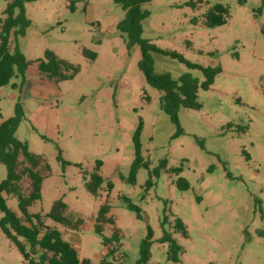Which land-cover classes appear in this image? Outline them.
I'll list each match as a JSON object with an SVG mask.
<instances>
[{
  "label": "rangeland",
  "instance_id": "rangeland-1",
  "mask_svg": "<svg viewBox=\"0 0 264 264\" xmlns=\"http://www.w3.org/2000/svg\"><path fill=\"white\" fill-rule=\"evenodd\" d=\"M10 1L0 0V21ZM214 4L226 7L229 18L209 28L204 17ZM141 8L148 12L142 40L185 62L221 68L209 90L197 91L201 108L179 110L181 132L160 109L162 93L146 84L137 67L138 45L117 29L124 17L118 5L111 0L24 4L29 26L23 36L11 31L8 47L19 50L32 68L22 86L14 77L0 88V122L13 117L20 104L23 119L15 138L49 166L41 200L28 212L44 216L61 199L67 217L82 219L81 228L69 231L47 218L43 222L91 264H136L147 226L152 231L147 264H264V0H150ZM83 49L95 59L83 56ZM46 50L79 66V73L55 84L42 80L35 63ZM151 57L156 74L177 79L188 72L203 80L199 71L175 59ZM139 119L147 169L138 170L132 185L127 179ZM57 149L67 166L57 161ZM96 161L102 163L103 183L95 197L84 189L82 173H90ZM162 161L165 168L151 176L146 191L149 174ZM5 176L0 164V181ZM178 178L186 180L188 190H179ZM3 197L18 213L16 199ZM122 197L141 209V218L124 207ZM104 203L115 224L105 225L102 236L110 239L115 230L120 235L106 246L94 232ZM175 218L186 226L187 238L173 233ZM163 229L182 249L178 263L167 260V245L159 242ZM0 264H25L1 230Z\"/></svg>",
  "mask_w": 264,
  "mask_h": 264
},
{
  "label": "trees",
  "instance_id": "trees-1",
  "mask_svg": "<svg viewBox=\"0 0 264 264\" xmlns=\"http://www.w3.org/2000/svg\"><path fill=\"white\" fill-rule=\"evenodd\" d=\"M36 0H11L5 7L3 14L5 18L0 21V88L8 85L14 77L20 79V86L25 82V75L31 62L14 49L9 51V36L15 31L16 36H23L29 26V21L24 15V4ZM118 5L124 13L123 19L117 24V29L126 34L130 44L138 45L140 49V60L137 64L145 82L151 88L162 93L160 109L169 117L170 121L178 127L177 114L180 109L199 110L201 105L197 99V91H207L213 85L214 79L221 73L219 65L202 67L197 64L188 63L182 60L175 52L160 51L146 40L141 39V22L148 17V12L141 8V5L150 0H111ZM199 3V2H198ZM192 8L195 4L189 3ZM229 18L226 7L214 4L205 14V25L209 28L225 25ZM159 54L183 63L189 70H197L202 74L201 83L193 78L190 73H184L179 78L173 79L167 73L156 74L153 71V60L151 54ZM82 55L93 61L96 57L94 52L83 49ZM37 72L42 80L59 83L73 79L79 73V66L72 65L60 60L52 51L46 50L43 58L36 61ZM15 87V86H13ZM264 93V91H263ZM23 119V111L20 104L16 103L14 115L11 118L0 122V164L6 171L5 178L0 181V230L6 239L16 248L25 264H91L90 260L78 258L75 248L64 241L61 234L48 226H45L43 219L47 218L69 231H78L83 221L78 218L73 220L65 215L67 206L61 200L52 203L50 210L44 216L40 214H29L28 209L41 200V186L43 180L49 176V166L45 159L31 153L25 142L15 138L16 129ZM142 121L138 125L132 137L134 158L129 168L128 183L134 184L135 176L139 169H147L140 153V134ZM57 161L62 167L68 165L62 159L61 151L57 149ZM102 163L96 161L91 172H83L84 189L92 196H97L103 183L100 176ZM166 161H162L153 170L146 181L145 187L148 191L152 187L151 176H157L161 168H165ZM180 171V169H174ZM25 181V189L22 183ZM177 187L180 191L189 188L186 180L178 178ZM107 190L112 188L107 183ZM3 194L14 197L17 201L18 213L9 209ZM124 207L134 213L136 218H141V209L132 204L126 197L121 198ZM107 203L101 205L97 211L94 224V232L101 236L102 244L106 246L119 239V230H115L110 239L102 236L105 225L115 224L112 216L109 215ZM167 219L164 217L161 225L164 226ZM173 233H178L182 238H187V229L183 222L175 218L173 220ZM152 231L146 227V235L141 241L139 258L136 264H147L151 253ZM161 244L167 245V260L178 263L182 253L181 247L177 244L172 235L163 229L159 239ZM110 250L108 254H112Z\"/></svg>",
  "mask_w": 264,
  "mask_h": 264
},
{
  "label": "crops",
  "instance_id": "crops-1",
  "mask_svg": "<svg viewBox=\"0 0 264 264\" xmlns=\"http://www.w3.org/2000/svg\"><path fill=\"white\" fill-rule=\"evenodd\" d=\"M31 68H32V64L28 67L27 72H28V70H30ZM35 68H36V70H37L36 63H35ZM46 82H49V83H53V84H55L54 82H51V81H46Z\"/></svg>",
  "mask_w": 264,
  "mask_h": 264
}]
</instances>
